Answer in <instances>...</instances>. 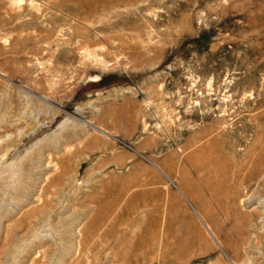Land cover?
I'll use <instances>...</instances> for the list:
<instances>
[{
  "label": "rangeland",
  "instance_id": "rangeland-1",
  "mask_svg": "<svg viewBox=\"0 0 264 264\" xmlns=\"http://www.w3.org/2000/svg\"><path fill=\"white\" fill-rule=\"evenodd\" d=\"M0 264H264V0H0Z\"/></svg>",
  "mask_w": 264,
  "mask_h": 264
}]
</instances>
